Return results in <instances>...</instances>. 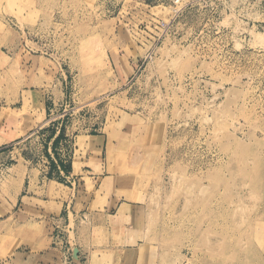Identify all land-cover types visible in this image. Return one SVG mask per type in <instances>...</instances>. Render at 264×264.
<instances>
[{
	"label": "rangeland",
	"instance_id": "1",
	"mask_svg": "<svg viewBox=\"0 0 264 264\" xmlns=\"http://www.w3.org/2000/svg\"><path fill=\"white\" fill-rule=\"evenodd\" d=\"M172 7L0 0V264H264V6Z\"/></svg>",
	"mask_w": 264,
	"mask_h": 264
},
{
	"label": "crops",
	"instance_id": "2",
	"mask_svg": "<svg viewBox=\"0 0 264 264\" xmlns=\"http://www.w3.org/2000/svg\"><path fill=\"white\" fill-rule=\"evenodd\" d=\"M58 133H59V131H55L54 132V134L51 137V141L58 136ZM102 137H104V136H102ZM7 141L8 140H4V141L0 142V145H3L5 143H7ZM51 141L49 143H51ZM9 143H11V142H9ZM7 145L8 144H5L3 147L0 146L1 147L0 150H2V148H4ZM14 148L15 147H12L11 149H8L7 151H5V150L0 151V180H2L4 178L3 177L4 175H2V174H4L3 172L5 171V169H7V165H5L6 164L5 158L12 157L11 155L13 153H15L14 152ZM49 149L50 148L48 147L47 150L49 151ZM48 155L51 156L50 152H47V156ZM50 165H51L50 169L55 170L57 175L62 180L61 184L69 182V184L72 185V183H75L76 180L79 181L82 178L81 176H79V175H81V172L80 173L75 172L72 164L70 165V167L69 166L67 167L66 164H64V162L58 163V162L55 161V163H51ZM64 166H66V169L64 168ZM45 168H47V167H45ZM85 171L89 172L90 174L92 173L91 171H88V170H85ZM6 175H8V174L6 173ZM95 177H96L95 175H92V178H95ZM26 178H28V177H25L24 179L21 180V176H19V175L14 176V179L17 180V181L15 182V184L12 187L10 186L11 188H9V186H8V189H9L8 191H9V195L10 196H7L6 193H4V190L1 187V185H3L4 181L3 180L0 181V209L1 210L3 209V212L5 211L6 208L3 207V205H4L3 203L4 202H7L8 206H9L8 207V211L5 214H8V212H10L11 210H14L16 205L18 204V202L20 200H22L23 198H28V199L36 198L35 197L36 194H33V193L32 194L28 193V195H30V196H28L27 194L26 195L22 194V192H24V190L22 189L23 187H21V186H23V184L25 185L26 183H27V185H29V181L26 180ZM44 178L46 179V183H47V181L49 180L48 177L45 176ZM62 186L64 187V185H62ZM71 202H72L71 198H69L67 200V198H65L64 196L59 197L58 199L55 200L56 204H60V209H61V211H63V217H65L66 220H68V222H70V215L75 217V220L77 222V227H74V228H76L78 230L80 228V226H81V222L85 223L84 218H86L87 215L89 217H94V216H93V213H91V212L84 213V214H76V213L74 214L73 213V209H71V210L67 209L70 206ZM121 205H122V202H118L117 208L120 207ZM65 211H66V213H64ZM114 214H116V212ZM92 226H94V225H92ZM67 227H70L69 223H68ZM71 230H73V227H71ZM102 248H107L108 249L110 247L108 245H105ZM126 248H131V247H126ZM14 254L19 255L18 252H15ZM81 254H82V252L79 251V257L82 259ZM83 264H86V263L83 262Z\"/></svg>",
	"mask_w": 264,
	"mask_h": 264
},
{
	"label": "built area",
	"instance_id": "3",
	"mask_svg": "<svg viewBox=\"0 0 264 264\" xmlns=\"http://www.w3.org/2000/svg\"><path fill=\"white\" fill-rule=\"evenodd\" d=\"M206 1H208V0H171L172 6H173L172 7L173 12H174L173 16H177L182 10L191 6L192 4H196V3H200V2H206ZM250 1L256 2V3L264 6V0H250ZM158 25H159V28L162 29V31H165L169 26V22H165L164 20H160Z\"/></svg>",
	"mask_w": 264,
	"mask_h": 264
},
{
	"label": "bare ground",
	"instance_id": "4",
	"mask_svg": "<svg viewBox=\"0 0 264 264\" xmlns=\"http://www.w3.org/2000/svg\"><path fill=\"white\" fill-rule=\"evenodd\" d=\"M32 3V2H31ZM244 6H245V4H244ZM32 7V6H31ZM247 7H248V5H247ZM53 10V9H52ZM44 12H45V10H44ZM48 12V11H47ZM53 18V17H52ZM51 22V21H50ZM252 31V30H251ZM253 33V36H254V38H253V41H254V43L255 44H258V43H261V42H264V36H262L261 34H259V33H254V32H252Z\"/></svg>",
	"mask_w": 264,
	"mask_h": 264
},
{
	"label": "water",
	"instance_id": "5",
	"mask_svg": "<svg viewBox=\"0 0 264 264\" xmlns=\"http://www.w3.org/2000/svg\"><path fill=\"white\" fill-rule=\"evenodd\" d=\"M77 252H78V249H77V248H74V249H73V258H74V259L77 258Z\"/></svg>",
	"mask_w": 264,
	"mask_h": 264
},
{
	"label": "trees",
	"instance_id": "6",
	"mask_svg": "<svg viewBox=\"0 0 264 264\" xmlns=\"http://www.w3.org/2000/svg\"><path fill=\"white\" fill-rule=\"evenodd\" d=\"M63 165V164H62ZM64 168L66 169V166H64Z\"/></svg>",
	"mask_w": 264,
	"mask_h": 264
}]
</instances>
